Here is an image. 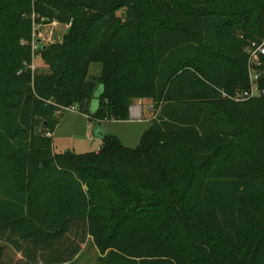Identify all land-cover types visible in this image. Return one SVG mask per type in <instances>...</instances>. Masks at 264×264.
<instances>
[{
  "label": "trees",
  "instance_id": "trees-1",
  "mask_svg": "<svg viewBox=\"0 0 264 264\" xmlns=\"http://www.w3.org/2000/svg\"><path fill=\"white\" fill-rule=\"evenodd\" d=\"M33 19L68 26L48 73ZM263 37L264 0H0V264H65L88 236L99 264H264V93L232 98ZM135 98L156 112L136 147L34 134L56 105L97 123Z\"/></svg>",
  "mask_w": 264,
  "mask_h": 264
},
{
  "label": "rangeland",
  "instance_id": "rangeland-1",
  "mask_svg": "<svg viewBox=\"0 0 264 264\" xmlns=\"http://www.w3.org/2000/svg\"><path fill=\"white\" fill-rule=\"evenodd\" d=\"M56 22V21H54ZM53 23V21L51 22ZM48 24V23H45ZM45 27L40 26L43 39L40 45L53 42L67 31V26L57 22V26L48 25ZM49 31L53 37L49 40ZM47 35H46V34ZM36 72L48 73V66L41 62L38 58L35 61ZM101 66L99 63H91L89 67V75L98 76ZM101 86L98 84L89 102V111H93L97 103V95ZM152 102V101H151ZM146 103L143 102L140 113L128 115L125 120H101L97 123L88 118V115L79 111L64 110L61 105H56V110L52 114V119L57 120L53 128V133L47 135L48 130L45 131L43 125L40 123L42 117L36 118L34 127V134H45L48 137L52 136V149L54 152H62L70 150L75 153H85L95 151L101 140L99 139V131L109 134L118 138L121 143L127 147H136L139 143L140 137L143 132L151 125V120L154 117L153 108H147ZM152 106V103L150 104ZM96 124H98L96 126ZM99 253L96 249L91 237H87L85 243L81 245L78 255L70 262L65 264H99ZM14 258H19L18 254H14Z\"/></svg>",
  "mask_w": 264,
  "mask_h": 264
},
{
  "label": "built area",
  "instance_id": "built-area-1",
  "mask_svg": "<svg viewBox=\"0 0 264 264\" xmlns=\"http://www.w3.org/2000/svg\"><path fill=\"white\" fill-rule=\"evenodd\" d=\"M34 18V16H32ZM45 25L42 23L32 22V33L30 46L32 50V61L30 64H26V67L33 72L36 69L35 61L39 58L38 49L40 48V43H37L36 40L42 38L40 26ZM43 39V38H42ZM41 39V40H42ZM245 53L247 56L246 67L249 85L246 89L235 92L232 97L236 101H242L249 98L260 97L264 93V37L259 41H253L247 45L245 48ZM147 108L152 109V106ZM64 110H74L78 111V106L76 104L63 107ZM140 111L136 114L139 115ZM156 115L154 111L153 116ZM47 133V135H49Z\"/></svg>",
  "mask_w": 264,
  "mask_h": 264
},
{
  "label": "crops",
  "instance_id": "crops-1",
  "mask_svg": "<svg viewBox=\"0 0 264 264\" xmlns=\"http://www.w3.org/2000/svg\"><path fill=\"white\" fill-rule=\"evenodd\" d=\"M58 24H59V23H58ZM48 25H51V26H57V22L48 23V24L42 25L41 27H45V28H43V30H46V27H47ZM66 26H67V25H66ZM67 27H68V26H67ZM48 33H49L48 38H49V40H50L51 37H53V35L51 34V31H49ZM41 34H42V32H41ZM45 34H46V33H45ZM46 35H47V34H46ZM62 36H63V35H62ZM42 38H44L43 35H42ZM42 38H41V39H42ZM53 38H54V37H53ZM61 39H62V37H60L59 39H57V40H55V41H53V42H59V41H61ZM49 43H52V42H49ZM143 102L147 104L146 107L149 106V105L152 103L150 99H145V98H135V99H132V100H131V103H130V106H129V109H128V115L130 116V115H133V114L138 113V112L140 111V109L142 108V104H143ZM96 106H97V104L94 106L93 111L95 110ZM97 125H98V124H96V126H97ZM98 134H99V139H100V135H101V134H105V133H103V132L100 130ZM100 143H101V142H100ZM99 146H100V145H99ZM98 148H99V147H98ZM98 148H97L95 151H97Z\"/></svg>",
  "mask_w": 264,
  "mask_h": 264
},
{
  "label": "water",
  "instance_id": "water-1",
  "mask_svg": "<svg viewBox=\"0 0 264 264\" xmlns=\"http://www.w3.org/2000/svg\"><path fill=\"white\" fill-rule=\"evenodd\" d=\"M36 42H37V43H40V42H41V39L38 38V39L36 40ZM42 46H43V48L45 47L44 44H43ZM96 104H97V103H96ZM96 107H97V106H96ZM95 109H96V108H95ZM88 110H89V109H88ZM94 111H95V110H94ZM94 111H91V112L89 111V113L92 114Z\"/></svg>",
  "mask_w": 264,
  "mask_h": 264
}]
</instances>
